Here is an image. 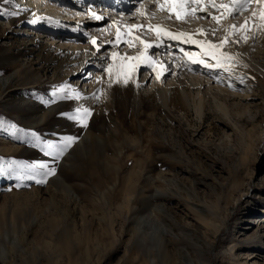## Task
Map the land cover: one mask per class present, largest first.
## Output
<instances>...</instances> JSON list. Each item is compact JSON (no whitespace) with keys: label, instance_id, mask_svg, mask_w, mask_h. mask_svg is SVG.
Masks as SVG:
<instances>
[{"label":"rangeland","instance_id":"rangeland-1","mask_svg":"<svg viewBox=\"0 0 264 264\" xmlns=\"http://www.w3.org/2000/svg\"><path fill=\"white\" fill-rule=\"evenodd\" d=\"M48 3L0 0V264H264V73L237 59L230 71L195 65L159 83L140 65L127 84L114 83L104 71L112 53L140 55L139 41L113 47L100 35L112 40L113 26L98 31L88 27L90 14L72 18ZM225 22L199 36L218 38ZM135 33L154 42L143 29ZM94 73L106 81L85 98L91 106L57 91L65 83L86 91ZM162 85L202 90L204 114L177 95L164 107ZM77 108L91 111L86 125L68 118ZM65 137L74 143L53 164L49 153L59 149L48 145ZM94 160L110 169L101 172ZM38 164L55 174L42 177ZM149 197L159 204L154 211Z\"/></svg>","mask_w":264,"mask_h":264},{"label":"bare ground","instance_id":"bare-ground-1","mask_svg":"<svg viewBox=\"0 0 264 264\" xmlns=\"http://www.w3.org/2000/svg\"><path fill=\"white\" fill-rule=\"evenodd\" d=\"M44 1L46 3H48V1L51 3V6H53V13H56V11L57 12L59 11L60 14H64L65 16L67 15V16L72 17V18L73 17L80 18L81 15L90 14L91 19H93V23L91 22L88 27L96 28V30H98V31L101 29H104L105 26H113V31L110 32V34L113 33V39L112 40H109V38L107 36L108 34L105 35V33H103L100 35L103 36V38H104L103 42L107 41L109 44H115V45H117V42H116L117 28L120 29V32L122 34L121 42L124 43V41L131 39V37H129L127 35V32L129 30L128 26L132 25V24L143 25L144 26L143 30L146 31L149 35H151V37L154 39V42L151 41L152 39L145 40V38L137 35L135 33V30H133L132 35L139 36L141 39L145 40L148 43H152V44H155L157 42V35H156L155 31L148 32L147 25H149V24L163 25L168 31H170L174 34L180 33V32L186 33L189 36H191L192 39H195V40H210L213 43H219L220 40L226 35V30L228 29L229 25L236 24L238 26L244 22V18L241 15H237V16L231 17V18H226V22L228 20L230 22L224 23V25L222 27L223 34H221V36H218V38H215V39H207V38L203 39L199 35H204V33L197 32V29H203L206 32V30L209 28L208 25L212 24V27H213V25H215L217 22L212 20L211 16H207L204 13H200L199 15H188V17H190L189 21L180 25V24H178L179 22L176 21L177 19L175 17V13H173L171 18H168L167 12H162V11L158 10L157 0H155V1L154 0H142L141 2H138V3H136L137 0H84L83 2H81L82 0H44ZM148 2H152L151 3L152 4V10H153L152 12L154 13V15H151L147 12L148 9L150 8V5H151V4L148 5ZM153 2H156V4ZM141 5H144V9H143V11L145 12L144 16H140L137 14V9L140 8ZM109 11L114 12L112 15L115 16L116 21H114V22L111 21L110 17L107 15V13ZM80 12L81 13L83 12V14H80ZM93 13H95V16L102 17V19H99V20L96 19L95 16L92 15ZM129 14L133 15V17H134L133 18L134 20H132L131 22H129L128 18H127V15H129ZM215 14H218V13H215ZM76 15H78V16H76ZM245 15H248V13H245ZM103 16H105V17H103ZM121 16H123V20H121L119 18ZM103 25H105V26H103ZM249 28L251 29V28H253V26L250 24ZM245 34L249 35V39L247 42L240 40L239 43H229L228 45L225 46L223 51H227L229 54H231V55L235 56L237 59L243 61L249 67L251 66V67L255 68L256 70H258L259 72L264 73V32L256 31V34L254 37L251 36L250 33H245ZM183 39H187V36L184 37ZM234 39H239V34ZM93 40L96 41L95 44L92 42ZM88 41H89V44H92L91 46L93 47V49H96L99 46V44H97L96 36H91ZM126 45L128 46L127 43H126ZM169 45H171V47H169ZM141 46H142L141 51L143 52L144 51L143 45H141ZM190 47H195L198 50H200L197 46L185 44V43H182L181 41L170 40L167 38L164 40L162 47H153V48L149 49L147 54L152 57L153 67L155 68V71H154L153 67H151V74H152L153 78L157 79V72L163 73L161 78L157 79L159 83H162V81L164 80V78L166 76H168L169 74L174 75L177 71L181 72V71L185 70L189 73H192L195 65H198V64H192L191 62L186 64L178 58L179 53L182 52V51H180L181 48H183L184 51H187L186 49H189ZM150 50H151V52H152V50H156V51L154 52V54H149ZM182 56H184V58H187L184 55V53L182 54ZM136 63H138V62L136 61L133 64H136ZM214 63H215V61L213 60V64ZM131 64L132 63H130V65ZM165 67H167V69H168L167 72H164ZM78 68L79 67H76V69H78ZM136 71H137V69L130 71V73L133 74V78L136 77ZM85 78L89 79L88 80V88L86 91H82L80 89H77L75 86H72V85H69L66 83L60 84L59 88L64 86L63 93H68L69 95L73 96L74 98H75V96L73 95V93L74 92L79 93L80 98L79 99L75 98L77 100V104H80V106L81 105L82 106H91L93 103V99H91L89 101H85L86 100L85 98L87 96L91 95L95 91V88L97 87V81L98 80H99V82L100 81L101 82L106 81V77L103 75H98V74L94 73L93 75H88ZM83 80H85V79H83ZM192 84L197 85L198 83H192ZM192 84H190V85H192ZM176 95L179 96L180 99L184 100L189 106H193L195 111L200 116H202L204 114V110L206 107V99H205V95L202 92V90H198L195 95L194 94L189 95V93L186 92L185 87H180L177 85H173L170 87L164 86V85L159 86L158 96H159V99L161 101V104L164 107H169L171 104H173V102H174L173 99H174V96H176ZM213 99H214V103H215L216 107H218L224 115L229 117L230 109H229L228 103L226 101H224L223 99H221L217 95L213 96ZM96 156H97L96 154L95 155L92 154L91 157L95 158ZM93 158H92V160H93ZM137 161L139 162V160H137ZM90 165L96 166L98 168V170H101V172H103V173H106L108 171V169H110V165L108 163L105 164L102 160H100V161L94 160V162H91ZM77 171H78V169H77ZM88 173H90V172H88ZM109 174H110V172H109ZM94 178H96L95 180H96L97 184L100 185L101 184L100 173L98 175H95ZM158 195H159V193H158ZM152 201H151V198L149 197L147 199L146 203L150 207H153V209H151V210L154 211V209H157L159 204H156L155 202L153 203ZM130 202H131V197H128L126 199L127 214L134 211L133 210L134 208L131 206ZM143 218H145L147 220V219H152L153 217L150 214V215H146ZM161 238H163V236Z\"/></svg>","mask_w":264,"mask_h":264},{"label":"snow or ice","instance_id":"snow-or-ice-1","mask_svg":"<svg viewBox=\"0 0 264 264\" xmlns=\"http://www.w3.org/2000/svg\"><path fill=\"white\" fill-rule=\"evenodd\" d=\"M10 0H4V3H9ZM157 8L159 11L167 12L168 18H171L173 13H175V17L177 20H181L186 18L188 15H199L200 13H204L207 16H211V19L216 21L218 24L221 20L226 18L235 17L237 15H241L244 18V22L240 25L232 24L228 26L226 30V35L220 40L219 43H213L210 40H195L192 39L186 33H172L168 31L163 25L157 24L147 25L148 32L155 31L157 35V42L155 44L148 43L145 40L141 39L139 36L132 35L133 30H142L144 28L143 25L132 24L128 26L127 35L131 37V39L126 40L129 48L135 47L134 41H139L141 45H143L144 51L137 56H119L118 53H112L113 62L110 63L107 68L104 69L106 73H108L110 81L114 83L123 82L127 84L130 79L129 72L131 70H135L140 65H146L147 67H153L152 57L147 53L149 49L153 47H162L164 40H176L181 41L182 43L197 46L200 49V53L196 54L193 52L184 51L183 48L180 49L184 53V55L188 58V60L192 64H198L201 67H204L209 70L211 73L214 70H223L230 71L232 67L235 65L232 64V61L239 63L237 58L227 51H223L226 45L229 43H239L240 40L247 42L249 39V35L245 33H250L251 36H255L256 31L264 32V0H157ZM144 5H141L140 8L137 9V14L140 16H144L145 12L143 11ZM218 13V14H215ZM248 13V15H245ZM11 15H17L18 13H10ZM35 15V14H33ZM95 16V13L92 14ZM96 19H102L100 16H95ZM31 23H35L36 20L30 21ZM252 25L253 28H249V25ZM254 29V30H253ZM199 33H205L203 29H197ZM215 30H213L214 34ZM239 34V39H234ZM187 36V39H183ZM122 40V34L120 29L117 28L116 33V42L120 43ZM94 44L95 40L92 41ZM116 45L114 44L113 47ZM171 47V45H169ZM97 51H99V46L97 47ZM119 56V63H117V57ZM206 59H212L215 63H206ZM126 61H137L136 64L126 65ZM227 62V63H226ZM155 71V68L153 67ZM167 67L164 68V72H167ZM163 73L157 72V79H160ZM115 76L116 79L112 80V77ZM139 87V84H137ZM231 86V85H230ZM57 91H64V86H62ZM75 98L79 99V93H73ZM75 115H69V119H73L81 123L82 125H86L87 118L91 115V111L87 108H77L75 110ZM74 143V139L72 137H65L62 141L61 145H53L49 144L48 147L50 149L58 148L59 151L53 154L52 152L49 155H53V164L56 162L59 156L63 155V152ZM36 168L42 170L40 173L42 177H48L54 175L56 172V168L54 166L50 167L48 164H38L35 166ZM29 179H33L34 177L29 176ZM46 179H37L36 183H45Z\"/></svg>","mask_w":264,"mask_h":264}]
</instances>
